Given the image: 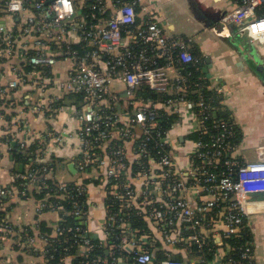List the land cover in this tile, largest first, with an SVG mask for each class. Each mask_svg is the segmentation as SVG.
<instances>
[{
	"label": "built area",
	"instance_id": "2783aa9c",
	"mask_svg": "<svg viewBox=\"0 0 264 264\" xmlns=\"http://www.w3.org/2000/svg\"><path fill=\"white\" fill-rule=\"evenodd\" d=\"M233 2L214 32L224 35L235 25L252 40L264 41V0ZM6 6L15 14L25 9L43 13L29 17L24 33L57 29L62 36L72 35L63 43L61 58L72 59L76 70L65 86L85 98L72 107L81 122L75 162L83 179L72 189L58 182L71 211L62 212L63 205L48 197L39 201L40 210L57 213L54 235L44 234L46 245L56 242L55 235L72 240L65 250L75 247L73 255L86 258L82 264H254L246 203L264 195V159L234 156L236 122L219 118L221 108L204 96L185 94L191 73L182 65L201 62L189 40L169 34L153 16L142 22L140 0H6ZM89 7L99 10L94 23L82 16V8ZM105 10L109 15L101 17ZM45 44L39 40V50L29 55L33 66L58 60L42 49ZM117 83L126 88L120 91ZM144 87L173 97L146 98L139 94ZM211 88L222 95L221 89ZM163 110L178 116L169 131L161 125ZM210 119L217 121L208 124ZM194 133L197 138L191 139ZM39 171L33 166L22 175L19 194L43 190L48 167L43 175ZM93 183L103 188L106 201L101 238L90 226L96 207ZM69 216L73 223H66ZM12 230L0 224V233ZM97 242L106 254L91 257ZM44 252L54 257L50 249ZM180 252L183 259L175 255Z\"/></svg>",
	"mask_w": 264,
	"mask_h": 264
},
{
	"label": "crops",
	"instance_id": "0c3cea01",
	"mask_svg": "<svg viewBox=\"0 0 264 264\" xmlns=\"http://www.w3.org/2000/svg\"><path fill=\"white\" fill-rule=\"evenodd\" d=\"M233 5V0H140L138 10L142 22L148 15L153 16L169 34L188 39L191 50L203 56V68L209 66L207 57L211 58L212 76L203 73L211 86L221 89L224 110L240 130L233 155L247 161L261 160L264 159V41L252 40L235 25L224 35L213 30L222 14ZM38 12L25 9L11 13L6 0H0V216L4 224L13 227L9 234L0 233V264L19 256L27 263L46 262L47 243L39 226L46 221L54 227L57 213L40 210L41 199L24 197L17 191L22 175L33 167V162L53 163L48 175L58 182L83 179L75 162L81 122L73 117L72 107L82 105L85 98L65 86L76 69L72 59L61 58L63 43L72 41V35L62 36L57 29L52 32L32 29L24 33L29 17L43 14ZM39 40L46 43L42 49L57 57L54 64H30L29 55L39 50ZM169 73L175 75L173 69ZM16 79L20 80L19 85L10 88L9 83ZM116 87L120 91L126 88L120 83ZM19 153L29 161L17 160ZM102 189L99 183L90 187L96 204L90 226L99 238L103 235L106 213ZM5 190L13 193H2ZM246 208V233L254 243V264H264V195L248 201ZM31 250L40 254L34 255ZM74 259L70 254L64 263L73 264Z\"/></svg>",
	"mask_w": 264,
	"mask_h": 264
},
{
	"label": "trees",
	"instance_id": "16d2710c",
	"mask_svg": "<svg viewBox=\"0 0 264 264\" xmlns=\"http://www.w3.org/2000/svg\"><path fill=\"white\" fill-rule=\"evenodd\" d=\"M94 1L95 0H91V3ZM101 4L102 3L99 2V7L101 6ZM82 11L84 12V14L88 15L89 19H87V20H89V22L91 21V23H94L100 16L99 10L96 9V11H94L91 7L87 8V9L82 8ZM108 15H109V11L105 10L104 13H102L101 17H103V16L106 17ZM94 16H96L97 19H94V21H93ZM195 55H197L200 58V60H201L200 63H198V64H192L191 63V64L182 65L184 67L185 73H191L188 76V80L190 81L191 86L187 87L185 94L188 97L195 98V99H198V97H200L201 95L204 96L206 98V101H208V102L212 101L214 104H217L219 108H221V110L219 111V118H223L225 121H229V122L232 121V119L228 116L227 111L224 110V104L220 103L223 100L222 95L219 94L216 89L211 88L209 79L206 78V76L203 73V62H204L203 56L200 54H197V53H195ZM139 94L145 96L146 98H151L152 100H160V101L166 100L170 97H173V96L168 95V94H159L155 91L148 89L147 87L142 88V90L139 91ZM161 117H162L161 125H162L163 130L169 131L172 128V123L175 122V120L177 119L178 116L173 112H168V111L163 110V111H161ZM216 121H217V119L216 120L210 119L207 121V123L208 124H214V123H216ZM239 131L240 130H238L235 137H233L231 139L234 146L237 145V141L239 139V137H238ZM190 138L191 139L197 138V134L196 133L192 134ZM29 149L27 151H29ZM159 149H162V148H159ZM16 159L23 162V163L29 161V158H27L25 155L20 154V153L16 155ZM58 160H60V158ZM33 163H34L33 166H38L40 169L39 176L41 174L42 175L44 174V167H48V169H49L51 167V164L53 167V163L50 164L49 161H47L45 163V162L35 160V162H33ZM48 172H46L47 175H48ZM38 178H39L38 180H40V177H38ZM89 181H90L89 178L84 179L85 183H88ZM21 182H23V179L21 181H19V183H21ZM45 182H46L45 186H44L43 180H40L37 183L38 185H40L41 188L44 186L43 190L41 192H38L34 188L33 189L29 188L26 191V193L23 194V195H26L24 197H28V196L32 197L33 196L36 199H43L44 197L48 196V200L50 202H52V203H58L59 202V203H61V205H63L62 212L71 211L72 206H71V203L69 202L70 199L67 197V194L65 192L60 191L58 189V181L51 178V177H48L45 180ZM75 183H76V181L67 183L70 187L69 189H72L74 186H76ZM81 197L83 198V196H81ZM0 222L4 223L1 219V216H0ZM66 223H68V224L73 223L72 217L69 216ZM39 229L41 230V232L43 234L46 233V234H48V236L54 235V227L48 226L46 221H42L40 223ZM247 237L250 238L248 235H247ZM52 239H56V242H54V243L51 242V243H49V245H46V246H47V249H50V253L53 254L54 257L49 258L48 257L49 254H48L46 257V262L48 264H57V263L65 264L64 259L67 256V254H75L76 253L75 247L71 248L70 251L65 250V247L69 246L73 241L71 240L69 242H65L64 237L59 236V235H55L54 237H52ZM58 244H62V246L64 245V247L63 248L58 247ZM98 245H99V242H97L96 248L93 249V251L90 253L91 257L96 256L98 254H102V252L104 254H106L103 250H101L102 248L99 247ZM55 247H57V249H55ZM31 251H32V253H34V255L40 254L38 250H31ZM159 255L161 258L163 257L162 254H159ZM175 255L178 256V258H182V259L184 258V255L181 252L175 253ZM85 259H86L85 257L78 256V257H76V259L73 260V264H82V261ZM24 261H25L24 257L19 256L17 258V260H14V261L12 260L11 262H9L7 264H21V263H24Z\"/></svg>",
	"mask_w": 264,
	"mask_h": 264
},
{
	"label": "water",
	"instance_id": "95a60500",
	"mask_svg": "<svg viewBox=\"0 0 264 264\" xmlns=\"http://www.w3.org/2000/svg\"><path fill=\"white\" fill-rule=\"evenodd\" d=\"M206 60H207V63L209 64V66H210L211 58L207 57ZM209 66L208 65L204 66L203 72L206 73L208 75V77H211L212 74L209 72ZM22 167H23V165H21V168ZM70 167H71V169H74V166L73 165H70Z\"/></svg>",
	"mask_w": 264,
	"mask_h": 264
},
{
	"label": "rangeland",
	"instance_id": "374dc122",
	"mask_svg": "<svg viewBox=\"0 0 264 264\" xmlns=\"http://www.w3.org/2000/svg\"><path fill=\"white\" fill-rule=\"evenodd\" d=\"M62 174H63V173H62ZM62 174H59V177H60Z\"/></svg>",
	"mask_w": 264,
	"mask_h": 264
}]
</instances>
